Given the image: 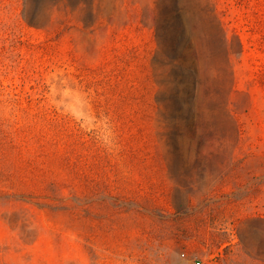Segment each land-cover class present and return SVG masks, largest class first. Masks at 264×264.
I'll use <instances>...</instances> for the list:
<instances>
[{
  "label": "rangeland",
  "instance_id": "374dc122",
  "mask_svg": "<svg viewBox=\"0 0 264 264\" xmlns=\"http://www.w3.org/2000/svg\"><path fill=\"white\" fill-rule=\"evenodd\" d=\"M197 260L264 264V0H0V264Z\"/></svg>",
  "mask_w": 264,
  "mask_h": 264
},
{
  "label": "trees",
  "instance_id": "16d2710c",
  "mask_svg": "<svg viewBox=\"0 0 264 264\" xmlns=\"http://www.w3.org/2000/svg\"><path fill=\"white\" fill-rule=\"evenodd\" d=\"M155 34H157V38H158L159 31H158L157 28H156V30H155ZM156 54H157V57H158V50H157ZM155 58H156V57H155Z\"/></svg>",
  "mask_w": 264,
  "mask_h": 264
},
{
  "label": "built area",
  "instance_id": "2783aa9c",
  "mask_svg": "<svg viewBox=\"0 0 264 264\" xmlns=\"http://www.w3.org/2000/svg\"><path fill=\"white\" fill-rule=\"evenodd\" d=\"M195 264H204V262L200 261V260H197V261H195Z\"/></svg>",
  "mask_w": 264,
  "mask_h": 264
}]
</instances>
